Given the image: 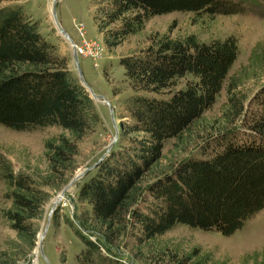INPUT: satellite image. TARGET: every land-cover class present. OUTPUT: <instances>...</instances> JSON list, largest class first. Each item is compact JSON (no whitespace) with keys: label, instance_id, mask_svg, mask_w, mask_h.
Here are the masks:
<instances>
[{"label":"trees","instance_id":"trees-1","mask_svg":"<svg viewBox=\"0 0 264 264\" xmlns=\"http://www.w3.org/2000/svg\"><path fill=\"white\" fill-rule=\"evenodd\" d=\"M248 2L255 3L98 0L96 29L110 50L141 32L153 15L243 13ZM236 54L233 35L208 42L188 35L182 40L161 36L118 57L132 92L121 100L116 146L77 189V198L85 203L77 225L87 234L70 226L83 244L74 255L75 264H127L119 259L125 254L141 264L213 262L206 253L198 258V247L184 252L159 238L178 223L227 235L264 207V85L250 99L256 103L247 115V130L212 133L196 152L170 161L166 169L158 167L162 142L179 139L211 106ZM67 63L66 55L41 36L36 21L20 5L0 6V125L14 130L60 128L44 139L45 165L36 176L14 172L0 158L2 198L9 201L0 207V219L14 232L0 249V264L27 258L50 192L73 174L77 142L97 120L91 98ZM263 65L264 39L252 47L239 72L259 75ZM186 73L192 79L174 89L175 79ZM237 74L224 86L228 106H222L233 110L228 122L242 113L240 96L232 95ZM257 264H264V258Z\"/></svg>","mask_w":264,"mask_h":264},{"label":"rangeland","instance_id":"rangeland-1","mask_svg":"<svg viewBox=\"0 0 264 264\" xmlns=\"http://www.w3.org/2000/svg\"><path fill=\"white\" fill-rule=\"evenodd\" d=\"M51 1L1 0L0 6L20 5L31 20L36 21L37 31L41 36L55 46L58 54L66 55L67 66L76 76L69 42L57 34L52 23ZM97 2L98 0H55V13L60 26L74 44L89 40L98 45V53L95 55H83L74 51L86 84L95 94H100L108 100L117 132L118 116L124 111L121 100L132 92L124 79L122 66L118 64L120 55L144 47L161 36L182 40L192 35L197 41L204 42L214 38L223 39L228 35L236 38V57L213 103L202 112L200 118L190 126L188 131L181 134L179 139L171 137L162 142V159L158 166L160 169H166L170 161L179 160L196 152L204 139L212 133L225 129L234 133L247 130V115L256 103L254 100L250 102V99L259 87L264 85V65L260 68L263 70L259 72V75L250 74L246 69L239 72V69L246 64L252 47L263 42L264 0H252L255 3H245L243 13L204 15L191 11H171L153 15L145 20L141 32L128 36L119 46L110 50L104 47L101 35L96 29ZM254 52L257 55V49ZM234 74L237 76L234 77L235 81L232 84L235 92L232 95L240 96L242 113L232 122H228L233 110L230 108L228 112L224 86L228 77ZM191 79L192 76L188 73L175 79L174 89L183 87L185 82ZM91 100L97 120L90 124L77 142L76 167L73 173L86 167L88 171L64 193L66 199H62L51 214L41 242L46 261L39 253L33 254L35 249L37 250V240H35L27 258L18 264H75L74 255L83 247L82 242L73 233V230L77 229L80 233L87 234L77 225L78 214L85 206V203L77 198V189L80 182L94 172L95 164L105 153L108 145L111 150L118 141L117 134L112 141L114 129L110 122L107 105L99 100L92 98ZM58 132L60 128L55 125L35 126L23 130H14L0 125V158L7 161L14 172H23L34 177L45 165L42 155L44 139ZM3 187V181L0 178V207L9 204V201L2 198ZM58 191H51L49 200L43 206L42 216L37 221V234L43 229L51 201ZM87 237L92 239L89 235ZM11 238H14V232L0 219V249L4 246V242ZM159 239L172 242L184 252L193 247L200 248L198 258L204 257L206 253L208 258L213 260L203 264H257L264 258V207L227 235L178 223L162 233ZM123 248L125 253L126 249ZM125 256H119V259L127 264H141L128 259L126 254Z\"/></svg>","mask_w":264,"mask_h":264},{"label":"water","instance_id":"water-1","mask_svg":"<svg viewBox=\"0 0 264 264\" xmlns=\"http://www.w3.org/2000/svg\"><path fill=\"white\" fill-rule=\"evenodd\" d=\"M50 16H51V20H52V23H53V25H54V27L56 29L57 34H59L62 38L66 39L69 42V45L71 47V58H72V61L74 63V66H75V69H76V72H77L76 77H77L80 85L87 91L88 95L92 99L99 100V101H101V102H103V103H105L107 105L108 112H109L110 122H111V125H112L113 129H114V135H113V138H112V141H113L115 139L116 134H117V126H116V124L114 122V118H113V115H112V108H111L108 100L104 96H102L100 94H95L92 91V89L84 81V79L82 77V74H81V71H80V68H79V64H78V60H77L75 51L73 49V44L74 43L71 41L70 37L65 32V30L60 26V24H59V22L57 20L56 13H55V0H52L51 1ZM109 146L110 145H108L107 150L100 157V159L103 158V156L108 153ZM87 171H88V167L83 168V169L76 170L71 175V177L68 179V181L59 189L58 193L54 196V198L51 201V206H50V208L48 210V213H47V216H46V222L44 223L43 229H42V231L40 233L36 234V240H37L36 241V246H37V250L35 249V251L33 253V254H35L36 252L39 253L41 255V257L45 261H46V258L44 256V254L42 253V244H41V242H42V238H43V236H44V234L46 232L47 226L49 224V220H50L51 214L54 211V209L57 207V205L59 204V202L63 199L64 193L69 190V188L73 185V183H75L76 181H79L86 174Z\"/></svg>","mask_w":264,"mask_h":264},{"label":"built area","instance_id":"built-area-1","mask_svg":"<svg viewBox=\"0 0 264 264\" xmlns=\"http://www.w3.org/2000/svg\"><path fill=\"white\" fill-rule=\"evenodd\" d=\"M73 49L83 55H95L96 53H98L99 47L93 41L82 40L77 44H73Z\"/></svg>","mask_w":264,"mask_h":264},{"label":"bare ground","instance_id":"bare-ground-1","mask_svg":"<svg viewBox=\"0 0 264 264\" xmlns=\"http://www.w3.org/2000/svg\"><path fill=\"white\" fill-rule=\"evenodd\" d=\"M66 199V196L63 197V200Z\"/></svg>","mask_w":264,"mask_h":264}]
</instances>
